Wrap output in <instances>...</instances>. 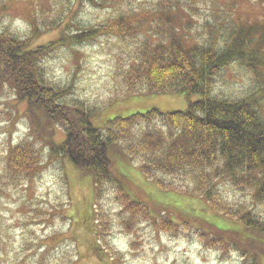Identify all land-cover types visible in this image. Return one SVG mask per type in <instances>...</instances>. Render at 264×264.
<instances>
[{"label":"rangeland","instance_id":"1","mask_svg":"<svg viewBox=\"0 0 264 264\" xmlns=\"http://www.w3.org/2000/svg\"><path fill=\"white\" fill-rule=\"evenodd\" d=\"M105 2L103 8H98L94 0H0V28L7 27L28 37L31 29L25 19L30 18L41 29V35L33 41L46 44L61 35L79 34L113 22L119 16L155 10L160 1ZM188 3L193 9L182 16L188 19L187 34L191 41L196 39L203 46L208 45V36L215 37L211 43L229 42V35L240 33L239 39L246 41L248 35L264 30V0ZM70 24L67 33L66 25ZM249 41L250 48L256 46L255 40ZM131 46L116 37H101L75 48L77 52L60 48L46 63L50 83L69 91L68 103L78 101L85 110L99 113L92 123L102 131L116 117L127 118L151 110L161 114L184 111L189 102L198 100V96L149 94L144 88L139 95H130L123 75L134 52ZM261 68L256 76L247 64H229L216 77L213 94L229 100H253L264 118ZM23 111V104L16 102L11 92L0 95V264H251V257H244L243 250L238 251L233 244V233L219 243L204 223L197 222L196 227L180 223L175 214L159 210L171 201L182 204L180 207L191 203L206 210L196 211L197 217L220 224L211 214L216 211L191 194L196 187L195 176H211L217 166L204 172L157 171L152 173L153 181L140 169L143 158L129 156L125 146L136 143L143 130L167 132L158 119L152 120L149 128L140 123L131 131L130 140L109 149L113 174L120 178L129 197L140 202L133 213L120 201L112 184H104L94 194L89 171L77 169L66 159L51 161L49 150L40 141L46 130L38 125L35 135L29 132ZM51 127L52 142L60 144L64 139L62 128L45 126ZM28 135L35 137L32 140L41 152L40 164L27 173H13L8 168V152ZM156 180L169 190L159 187ZM215 190L219 193V209L233 204L246 206L264 220V204L253 206L248 190L241 192L227 182L216 184ZM222 216L230 219L226 212ZM162 218L173 220V225L162 227Z\"/></svg>","mask_w":264,"mask_h":264},{"label":"trees","instance_id":"2","mask_svg":"<svg viewBox=\"0 0 264 264\" xmlns=\"http://www.w3.org/2000/svg\"><path fill=\"white\" fill-rule=\"evenodd\" d=\"M159 1L155 10L119 16L79 34L64 33L66 36L46 44L33 41L41 35V29L30 18L25 19L31 29L28 37L7 27L0 28V95L9 91L16 102L23 104L29 132L35 135L38 125L46 130L40 141L49 150L51 161L66 159L77 169L89 171L94 194L104 184H112L120 201L133 213L140 202L129 197L120 178L113 174L109 149L130 140L131 131L139 128L140 123L149 128L151 121L158 119L167 132L143 130L136 143L125 146L129 156L143 158L140 169L153 181L152 173L157 171L204 172L217 166L211 176H195L196 187L191 194L216 211L211 214L220 224L197 217L196 211L206 210L191 203L180 207L182 204L171 201L159 210L175 214L180 223L194 227L197 222L204 223L219 243L233 233L236 249L243 250L244 257L249 255L251 264H264V220L246 206L233 204L231 209H219V193L215 190L216 184L227 182L241 192L248 190L253 206L264 204V118L253 100H229L213 94L216 77L233 62L247 64L254 75H259L257 72L264 68V30L248 35L246 41L239 39L240 33L229 35V42L211 43L215 37L208 36V45L203 46L196 39L191 41L187 34L188 19L182 16L193 9L188 0ZM94 5L103 8L106 2L94 0ZM70 27L71 24L66 25L67 33ZM101 37H116L130 46L134 44L128 70L123 75L130 95H139L144 88L149 94L198 96V100L189 102L184 111L161 114L151 110L109 120L103 131L96 128L92 118L99 113L85 110L78 101L68 103L69 91L50 83L46 63L60 48L77 52L75 48ZM251 39L255 40L253 48ZM47 125L62 128L64 139L60 144L52 142L53 127L45 128ZM32 139L35 137L28 135L9 150L11 172L24 174L40 164L41 152ZM155 183L162 186L158 180ZM225 212L232 221L222 216ZM160 223L170 228L173 220L162 218Z\"/></svg>","mask_w":264,"mask_h":264}]
</instances>
